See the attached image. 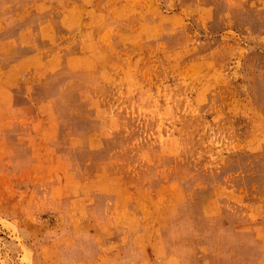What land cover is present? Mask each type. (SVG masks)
Listing matches in <instances>:
<instances>
[{"label": "rangeland", "instance_id": "rangeland-1", "mask_svg": "<svg viewBox=\"0 0 264 264\" xmlns=\"http://www.w3.org/2000/svg\"><path fill=\"white\" fill-rule=\"evenodd\" d=\"M0 264H264V0H0Z\"/></svg>", "mask_w": 264, "mask_h": 264}]
</instances>
